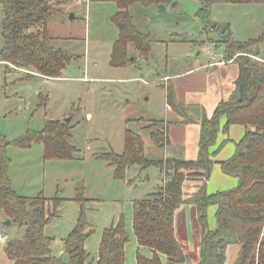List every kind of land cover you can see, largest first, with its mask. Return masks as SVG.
<instances>
[{
	"label": "rangeland",
	"instance_id": "374dc122",
	"mask_svg": "<svg viewBox=\"0 0 264 264\" xmlns=\"http://www.w3.org/2000/svg\"><path fill=\"white\" fill-rule=\"evenodd\" d=\"M204 1L172 0L164 12L154 5L130 6L128 13L134 27L150 39V54L140 56L130 44L127 58L133 60L127 67H112V49L119 34L113 23L118 11L115 2L67 0L61 6L62 15L53 17L48 23L52 38L50 46L73 57L61 78H23L24 74L18 71L5 73V67L0 66V134L6 141L12 142L29 132H38L47 121L70 119L69 144L76 150L71 160H45L42 145L33 144L26 149L8 145L6 148L8 176L16 194L27 199L43 197L48 200L44 202V208L49 213L53 212L55 204L52 199L61 202L58 217L48 224L54 252L64 249L62 237L76 225L79 203L74 199L82 192L86 200L83 202L87 208L86 216L93 226V233L87 240L90 257L95 256L102 231L115 226L122 218L129 238L125 246V264H135L138 245L132 230L133 207L158 190L163 174L155 167L141 170L133 166L126 170L124 180L115 179L114 167L94 155H120L126 129L146 138L149 133L144 127L149 121H169L163 89L169 81L165 77L173 79L189 70L198 71L209 64L225 62L221 66L218 64L217 69L198 73L207 75L206 91L196 95L191 103L198 104L208 116L207 113L218 106L219 103L214 107L217 98L222 102L232 94V81L235 82L238 76L239 65L225 60L226 45L222 42L225 37L218 30L209 28L198 16ZM207 10L210 26L228 25L232 40L253 43L251 51L264 62V4L213 2ZM71 15L73 19H70ZM3 44L0 23V50ZM41 100L44 105L40 106ZM224 123L225 119L221 118L220 127ZM238 128L244 134L242 126L232 127L227 135L218 134L209 150L213 155L211 159L223 161L222 157L227 153L225 147L231 142L221 143L230 140L235 135L232 130ZM222 135L224 140L219 141ZM231 146L233 149V143ZM164 148L163 153L151 152L146 144L145 157L162 161L172 159L165 152L169 148ZM214 166L206 180L207 194H211L208 193L209 182L220 184L217 180L221 176L223 180H233L234 184L223 191L237 186V179L223 174L218 165L217 170ZM187 173L192 172H184ZM188 207L195 218L197 231L196 214L192 207ZM209 210L208 227L213 229L215 218ZM5 221L0 212L1 234H8L10 239L22 234V229L15 225L4 227ZM262 232L264 235V224ZM140 252L146 254L144 249ZM236 253L237 248L227 249V264H232ZM0 264L10 262L0 260Z\"/></svg>",
	"mask_w": 264,
	"mask_h": 264
},
{
	"label": "trees",
	"instance_id": "16d2710c",
	"mask_svg": "<svg viewBox=\"0 0 264 264\" xmlns=\"http://www.w3.org/2000/svg\"><path fill=\"white\" fill-rule=\"evenodd\" d=\"M117 5L113 23L118 29V39L113 45L110 65L127 67L128 45H133L140 56L150 54V39L139 33L133 25L128 8L132 5L170 6L172 0H112ZM67 0H0L1 36L0 63L23 70L25 78L37 76L46 80L61 78L62 72L73 57L50 46L52 40L47 25L53 17L62 15L61 6ZM264 4V0H205L198 16L213 30L225 37V60L239 65L238 76L232 94L218 104L208 118L197 105H184L175 95L169 81L165 90L167 106L182 119L184 124L200 126L199 154L197 159L186 161L172 158L166 161L145 157L142 137L126 129L123 152L94 155L114 167V178L125 179L126 170L137 166L141 170L157 168L163 174L161 186L154 193L136 202L133 207L132 230L138 249L136 264H227L229 247L237 248L232 264H264V62L251 51L253 43L235 42L228 25L208 24V5ZM236 57L235 60L233 58ZM9 70V69H8ZM44 105V100L40 104ZM192 116V117H189ZM225 119L220 127L219 121ZM131 122V121H130ZM171 123L151 120L144 127L152 144L157 148L170 146L167 136ZM231 126L245 128L243 137L234 143L233 155L224 161H213L209 150L215 144L218 134L227 135ZM71 127L68 123L47 121L38 132H29L25 137L12 142L0 134V212L11 225L22 229V234L10 239L4 248L12 264H92L93 258L85 249V242L93 233L88 221L87 208L78 196L79 214L73 230L64 239L67 259L51 252L52 239L45 235L44 228L56 217L61 202L57 198L53 212L44 208L43 197L27 199L12 189L8 176V145L20 149L31 145H42L45 160H71L75 148L69 144ZM229 140H224V145ZM218 164L223 174L237 179V186L226 191L207 194L205 183L211 168ZM185 171L192 173L184 174ZM193 178V179H192ZM197 183L188 192L187 182ZM191 184V183H190ZM58 202V203H57ZM182 206H190L196 214L198 259L187 254L178 241L174 215ZM214 209L215 227H208V210ZM10 225V226H11ZM127 236L123 219L115 226L104 229L98 245L95 264H125ZM147 249L150 257L141 254Z\"/></svg>",
	"mask_w": 264,
	"mask_h": 264
},
{
	"label": "crops",
	"instance_id": "0c3cea01",
	"mask_svg": "<svg viewBox=\"0 0 264 264\" xmlns=\"http://www.w3.org/2000/svg\"><path fill=\"white\" fill-rule=\"evenodd\" d=\"M47 30H48V25H47ZM223 63H225V62H218V63L209 64L208 66H205L204 68H202L201 70H198V71L189 70V71H186L185 73H183L181 75L175 76V78H173V79H168V77H165V78L167 81H170L173 84L176 98L180 103H182L184 105H198V104H192L191 99H193L196 95L205 93V91H206L205 87H206V81H207V75L206 74H204V73L198 74V73L202 72L204 70L208 71L209 69H217V67L219 66L218 64H220V66H221V65H223ZM0 66L5 67V73H10L11 71H16V72L18 71L19 73L25 74V72L23 70H14L12 68V66L6 65L4 63H0ZM23 78H25V76ZM232 85H233V89H234V82L233 81H232ZM191 96H192V98H191ZM220 101H221L220 98H217V100L214 102V107L217 103H220ZM165 106H166V113L169 116V121H166V122L171 123L169 125L168 131H167V136H168V139L170 142V146H165V147L169 148L168 151H165V152L167 154H170L171 158L180 157L186 161H193V160L197 159L198 154H199V135H200L199 124H196V123L195 124H184V123H182L181 122L182 119L178 115H176L174 112H172L171 109L167 106L166 99H165ZM215 109L216 108H214V110H211V112L207 113L208 116L207 115L206 116L208 118H210L212 116L213 112L215 111ZM232 127H234V126H231L229 128V130ZM234 130L235 129H233L232 131L235 132V135H232L231 136L232 138L229 140L231 143H233V149H232L231 143L227 144V146L225 147V148H227V153L222 157L223 161L230 158L231 155H233L234 149H235L234 143L238 142L244 135L243 133L241 134V132L239 131V128L236 129V131H234ZM142 139L144 142V151L146 149V144H147L149 146V148L151 149V152H162L163 153L165 148L161 149V148L155 147L152 144L150 137H146V138L143 137ZM223 140H224V136L222 135L219 137V141H223ZM212 160L220 162V160H216L215 158ZM216 165H218V164H215L214 168L217 170L219 165H218V167ZM216 173L218 174L217 171H216ZM222 178H223L222 176H221V179L217 178L218 179L217 181H219L220 184H214L211 181L209 182L208 185L210 187H209L208 193L213 194L214 191L220 192V191H223L225 189H228L230 187L229 185H231V187H232V185H234L232 182L233 180L228 181L227 179L223 180ZM10 180H11V186H12L13 181L11 178H10ZM186 184L187 185L189 184L191 187L190 189H188V192L193 191L192 187L195 185L190 184V182L186 183ZM211 213L214 215V209H211ZM174 226H175V233H176L177 239H178V241H180L182 247L185 249V252L187 254H191V255L195 256V258H196L195 261H197L199 249H198V243H197L198 240H197V234H196V229H195V218H194V216H192L191 211H190L188 206H182L179 210H177V212L174 215ZM44 233L46 236L49 235L48 225L44 228ZM68 234H69V232L65 236L62 237L61 241H63V239H65L68 236ZM48 237H50V236H48ZM87 240L85 242V249L88 252L89 251L88 246H90V245H88ZM99 241H100V239L97 240V245H99ZM4 248H5V244L0 243V260H6V261L8 260L10 262V264H12V262L6 257V255L4 253ZM144 250H146V254L145 255L143 254V256L150 257V252L147 249H144ZM97 251H98V247H96V250L94 251L95 256H93L92 264H95V260L97 257ZM51 252L53 255H55L57 257H62L64 260L67 259V256L64 252V249L60 250L59 252H54L52 244H51ZM135 264H136V262H135Z\"/></svg>",
	"mask_w": 264,
	"mask_h": 264
},
{
	"label": "water",
	"instance_id": "95a60500",
	"mask_svg": "<svg viewBox=\"0 0 264 264\" xmlns=\"http://www.w3.org/2000/svg\"><path fill=\"white\" fill-rule=\"evenodd\" d=\"M158 9H159V11L164 12L165 11V6L160 5V6H158ZM70 19H73V15L70 16ZM131 60H133V59H131ZM69 121H70V119H66L65 123H68ZM10 225H11V222L8 221V220L3 222V226L4 227H10Z\"/></svg>",
	"mask_w": 264,
	"mask_h": 264
},
{
	"label": "built area",
	"instance_id": "2783aa9c",
	"mask_svg": "<svg viewBox=\"0 0 264 264\" xmlns=\"http://www.w3.org/2000/svg\"><path fill=\"white\" fill-rule=\"evenodd\" d=\"M9 240H10V237H9L8 234H4V235L3 234H0V243L6 244Z\"/></svg>",
	"mask_w": 264,
	"mask_h": 264
}]
</instances>
